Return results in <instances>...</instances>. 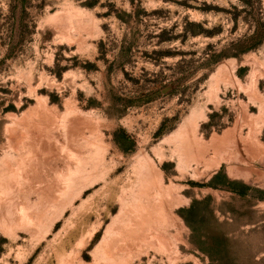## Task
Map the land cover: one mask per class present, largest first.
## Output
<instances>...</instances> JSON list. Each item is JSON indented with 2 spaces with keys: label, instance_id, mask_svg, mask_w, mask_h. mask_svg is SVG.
Instances as JSON below:
<instances>
[{
  "label": "rangeland",
  "instance_id": "rangeland-1",
  "mask_svg": "<svg viewBox=\"0 0 264 264\" xmlns=\"http://www.w3.org/2000/svg\"><path fill=\"white\" fill-rule=\"evenodd\" d=\"M0 264H264V0H0Z\"/></svg>",
  "mask_w": 264,
  "mask_h": 264
},
{
  "label": "trees",
  "instance_id": "trees-1",
  "mask_svg": "<svg viewBox=\"0 0 264 264\" xmlns=\"http://www.w3.org/2000/svg\"><path fill=\"white\" fill-rule=\"evenodd\" d=\"M194 204H195V202H193V204L190 206L189 211L192 212V210H193V208H194Z\"/></svg>",
  "mask_w": 264,
  "mask_h": 264
}]
</instances>
